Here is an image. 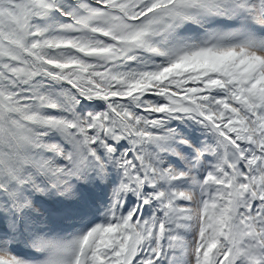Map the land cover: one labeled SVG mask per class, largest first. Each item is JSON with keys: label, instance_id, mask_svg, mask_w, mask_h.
<instances>
[{"label": "snow or ice", "instance_id": "1", "mask_svg": "<svg viewBox=\"0 0 264 264\" xmlns=\"http://www.w3.org/2000/svg\"><path fill=\"white\" fill-rule=\"evenodd\" d=\"M0 264H264V0H0Z\"/></svg>", "mask_w": 264, "mask_h": 264}]
</instances>
